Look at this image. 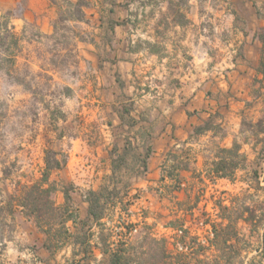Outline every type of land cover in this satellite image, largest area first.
I'll list each match as a JSON object with an SVG mask.
<instances>
[{
	"label": "rangeland",
	"instance_id": "obj_1",
	"mask_svg": "<svg viewBox=\"0 0 264 264\" xmlns=\"http://www.w3.org/2000/svg\"><path fill=\"white\" fill-rule=\"evenodd\" d=\"M98 0H88L87 7L96 6ZM113 1V0H110ZM115 1V0H114ZM142 0H120L119 5L124 10L132 8L140 15ZM57 9L56 16L51 20L53 31L43 30L37 17H28L30 0H0V188L3 190V200L19 192L20 185L32 183L41 176L45 166L47 150H52L59 158H66L61 169L54 170L52 179L56 180L59 188L67 183H74L76 190L73 193L74 204L82 219H87V203L83 194L91 188H102L104 185H113L117 181L120 186L129 183L131 188L126 200H131L134 194L137 198L130 206V215L127 216L120 208L107 210L109 217L119 219L120 214L130 221L142 222L146 220L155 224L154 237L171 236L172 232L164 224L173 218L174 200L162 188L159 182L142 185L143 179L151 177L132 170L133 160L128 157V165L118 170L117 175L112 174L109 168L111 157L117 158L118 153L104 149V136L107 133H116L122 137V129L111 128L105 122L110 118L108 112L92 100L93 96L86 91L91 80L87 74L90 70L89 62L81 54L78 40L79 32L82 38H94L93 19L85 17L82 23L75 22L73 17L68 19L55 0H47ZM188 17L196 23L193 27L195 38L201 49L206 48L215 55L216 63H223L224 73L231 67L226 65L237 58L244 60V49L239 42L257 38L256 33L263 32L264 20L258 19L251 4V0H189ZM153 5V4H148ZM166 6V4H162ZM138 6V7H136ZM155 6V5H154ZM151 7H148L147 14ZM91 9V8H89ZM166 9H162L163 11ZM74 12V17L78 12ZM168 12V9H167ZM156 10L155 18L149 21L163 20V14ZM128 14V13H127ZM143 13L139 16L144 19ZM107 20L109 19L106 17ZM126 13L122 22L128 19ZM147 22V21H146ZM142 21L141 26L146 25ZM164 39L169 41L173 36L172 25H163ZM247 34V35H246ZM260 40V39H259ZM106 36L97 44L100 55L107 57L108 43ZM232 43V45H230ZM242 57V58H241ZM226 62V63H225ZM247 65L252 66L250 62ZM242 70V69H240ZM219 71V69H218ZM253 87L256 82L252 80ZM264 87V80L260 83ZM264 92V90H263ZM104 116L107 119H104ZM264 118V100L242 119V128L245 138L249 142V162L245 170L238 171V178L251 176L253 170L258 169L264 176V157L260 150L264 146V133L261 128L249 127L250 122H257ZM243 120L247 124L243 125ZM107 146H110L107 145ZM115 149L113 148L112 151ZM111 155V156H110ZM209 161V160H208ZM207 161V162H208ZM142 170V169H141ZM8 173V174H7ZM203 184L189 187L193 197L200 196L199 208L193 213L179 212L186 219V225L193 234L204 237L207 226L202 224L206 215L203 210L214 215L213 204L215 197L228 196L224 192L239 193L247 185L241 180L232 183L218 180L214 184L205 178ZM198 182V181H197ZM264 186V181L262 180ZM187 186V185H186ZM260 198L264 192L260 191ZM181 197L186 198L187 193L182 192ZM55 199L58 204L64 202V193L59 190ZM251 202V201H250ZM186 208V207H185ZM148 216L146 219L144 216ZM113 223H108L110 226ZM72 231H76L69 222ZM5 236L6 246L0 253V264H74L73 256L75 246L69 243L60 250L51 253L43 247L44 233L38 230L32 220L17 212L15 218L8 217L1 223ZM85 230V229H84ZM82 230V233L84 232ZM93 230L97 231L96 226ZM117 230V229H115ZM144 229L134 231L131 240L141 241ZM141 235L140 237H138ZM117 236L113 241L117 240ZM174 241L173 237H170ZM96 238L93 239V243ZM171 248L175 246L171 244ZM98 258L102 253L96 248ZM255 251H251V257ZM245 264L248 262L243 252ZM258 260V258H257ZM264 264V261L263 263Z\"/></svg>",
	"mask_w": 264,
	"mask_h": 264
},
{
	"label": "crops",
	"instance_id": "obj_2",
	"mask_svg": "<svg viewBox=\"0 0 264 264\" xmlns=\"http://www.w3.org/2000/svg\"><path fill=\"white\" fill-rule=\"evenodd\" d=\"M117 2L120 0H98L96 6L85 7V17L93 19L94 38H82L83 31L77 37L81 54L90 64L87 74L91 82L86 91L109 113L105 123L114 129L118 125L123 131L122 137L105 134L104 149L118 155L129 151L128 157H132L150 148L148 168L143 174L151 178L143 179L140 185L159 182L160 191L172 182L168 178L160 180L163 168L176 158L188 164L180 169L183 184L195 189L201 181L199 173L205 176L207 161L219 146L231 147L237 140L248 153L242 119L264 100L262 80L254 87L252 83L255 77H263L256 70L263 44L246 34L247 42L239 41L243 43L244 60L225 62L231 69L224 73L223 63L215 65V55L199 46L193 31L196 23L182 26L166 21L164 5L140 6L144 9L140 15L145 14L141 20L132 8L124 10ZM162 9L166 11L162 13ZM156 10L164 19L153 21L151 26L149 21L155 18ZM56 13L47 0H30L27 16L37 17L41 28L51 33ZM125 13L129 18L122 22ZM142 21L148 24L141 26ZM166 24L173 28L169 41L162 32ZM106 36L110 40L107 52L111 51L107 57L100 55L96 47ZM109 161L113 173L114 159ZM182 192L185 190L177 191L180 198Z\"/></svg>",
	"mask_w": 264,
	"mask_h": 264
},
{
	"label": "trees",
	"instance_id": "obj_3",
	"mask_svg": "<svg viewBox=\"0 0 264 264\" xmlns=\"http://www.w3.org/2000/svg\"><path fill=\"white\" fill-rule=\"evenodd\" d=\"M256 15L264 20V0H251ZM68 19L75 20L85 18L84 8L89 5L88 0H55ZM143 5L153 4L155 6L166 4L168 12L165 20L178 25H188L191 19L188 17L189 0H142ZM78 14L74 17V12ZM72 19V18H71ZM121 23V22H117ZM262 44L261 58L256 68L263 77L254 78V81L264 80V30L256 33ZM264 118L257 122H250L249 127L262 126ZM247 124L243 120V125ZM264 133V126L261 128ZM200 131V127L195 129ZM248 141V140H246ZM129 151L114 159L113 176L118 170L128 165ZM151 150L148 148L144 154L132 156L134 172L145 173L148 168V157ZM259 158L264 157V146L261 148ZM249 162L248 153L244 150V144L235 140L231 147L219 146L214 156L207 162L205 178L214 184L220 179H227L234 183L241 180L247 186L239 193H224L228 196L215 197L213 209L214 215L207 210L202 214L206 217L201 220L207 226V234L202 237L193 234L186 225V219L180 211L185 214L193 213L199 208L200 196L193 197L189 187L183 184L180 169L188 167L176 158L170 166L163 168L160 180L166 178L172 180L165 186L164 192L174 200V216L164 226L169 229L171 236L154 237L155 224L146 220L134 222L120 214L119 219L109 217L107 210L120 208L129 216L130 206L139 198L134 194L131 200H126L129 194L130 184L120 186L117 181L113 185H104L101 189H88L83 194L84 200L88 202V217L82 219L74 204L73 193L76 190L74 183H67L59 188L56 180L52 179L54 170L61 169L66 163L52 150H47L45 155V166L41 176L32 183L20 185L19 192L12 194L8 199L3 198V190L0 188V229L1 223L8 217L14 219L17 212L22 213L27 219L32 220L39 231L44 233L43 247L54 253L65 245L72 243L75 246L73 256L81 254L74 264H245L243 252L248 257L247 264H262L264 261V198H260V191L264 192V176L258 169L253 170L251 176L238 178V171L245 170ZM142 168V170H141ZM8 174V173H7ZM62 190L64 202L58 204L55 196ZM185 190L186 198H180L177 191ZM251 201V202H250ZM186 207V208H185ZM148 216H144L146 219ZM69 222L76 231H72ZM113 223L108 226V223ZM98 228L97 231L93 227ZM144 229L141 241L131 240L130 236L139 227ZM85 229V230H84ZM117 229V230H115ZM82 230L84 232L82 233ZM117 236V240L113 238ZM139 235L138 237H140ZM174 238V241L170 240ZM96 242L93 243V239ZM5 236L0 230V253L4 250ZM171 244L175 246L171 248ZM96 248L102 253L98 258ZM251 251L255 253L249 257ZM258 258V260H257Z\"/></svg>",
	"mask_w": 264,
	"mask_h": 264
}]
</instances>
